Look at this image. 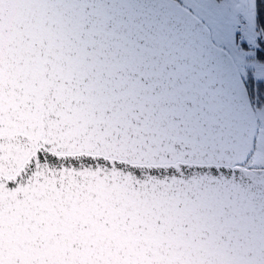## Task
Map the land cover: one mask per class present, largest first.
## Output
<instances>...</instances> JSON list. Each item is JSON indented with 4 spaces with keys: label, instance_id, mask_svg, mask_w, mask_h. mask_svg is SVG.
<instances>
[{
    "label": "snow or ice",
    "instance_id": "snow-or-ice-1",
    "mask_svg": "<svg viewBox=\"0 0 264 264\" xmlns=\"http://www.w3.org/2000/svg\"><path fill=\"white\" fill-rule=\"evenodd\" d=\"M0 264H264V0H0Z\"/></svg>",
    "mask_w": 264,
    "mask_h": 264
}]
</instances>
